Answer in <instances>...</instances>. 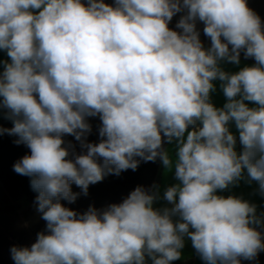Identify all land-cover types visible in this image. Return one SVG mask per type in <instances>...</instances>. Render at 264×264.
<instances>
[{"label": "clouds", "instance_id": "clouds-1", "mask_svg": "<svg viewBox=\"0 0 264 264\" xmlns=\"http://www.w3.org/2000/svg\"><path fill=\"white\" fill-rule=\"evenodd\" d=\"M0 51V115L12 123L0 135L30 150L13 170L46 222L30 247H11L14 264H173L186 240L204 264L264 252V213L219 194L245 181L264 197V20L248 0H0ZM241 54L254 63L226 71ZM157 159L178 181L162 193L138 185L83 213L62 203Z\"/></svg>", "mask_w": 264, "mask_h": 264}, {"label": "trees", "instance_id": "trees-1", "mask_svg": "<svg viewBox=\"0 0 264 264\" xmlns=\"http://www.w3.org/2000/svg\"><path fill=\"white\" fill-rule=\"evenodd\" d=\"M257 0H248V5L262 20H264V9L257 5ZM179 19V14L170 22V27L175 28ZM201 32V40L208 46L210 41L203 35V25L198 24ZM241 59L249 63H254L252 59ZM92 126L91 133L87 136L88 142H98V128L100 120L98 117L88 118ZM11 121L2 118L0 126L11 128ZM66 142H71L75 146V151H81L80 144L73 136H65ZM4 150V151H3ZM237 150L240 145L237 143ZM19 149L13 144L11 139L0 135V264H14L11 258L10 249L12 246H28L35 242L37 233L44 231L46 222L41 219L36 211L34 196L36 193L30 187V178L21 176L14 172L13 161L20 159ZM161 162H141L138 169H131L122 172L119 176L108 175L102 182L90 185L87 196L81 193V189L72 185L73 192L81 193L74 203L67 201L62 203L79 213H83L90 205L96 208H103L111 203L121 202L138 185L150 187L158 184L160 176ZM22 195L29 197L33 204L26 210L21 211L22 207L18 202ZM264 231V229H261ZM185 264V263H184ZM241 264H252V261L242 260Z\"/></svg>", "mask_w": 264, "mask_h": 264}, {"label": "rangeland", "instance_id": "rangeland-1", "mask_svg": "<svg viewBox=\"0 0 264 264\" xmlns=\"http://www.w3.org/2000/svg\"><path fill=\"white\" fill-rule=\"evenodd\" d=\"M106 3H112V0H105ZM257 5L260 8L264 9V0H257ZM2 52V57L0 55V61L7 60L8 57L6 53L3 51ZM12 125V124H11ZM5 137L11 139L13 144L18 147L19 149V155L20 158L23 157L26 154H30V150L23 144L17 145L14 143V141L17 139L15 136H9L8 134L5 133ZM165 147L172 149V145H165ZM4 151V150H3ZM19 160V159H18ZM17 160V161H18ZM16 162V161H15ZM14 161L12 162L13 165L15 163ZM11 165V167H13ZM174 179V171H168L166 172L165 169L163 168L161 164V169H160V176L158 179V184L161 189V193L163 192L164 188L167 186H170L174 183H177ZM0 182V186H1ZM258 185H256L254 182L252 184H248L245 181H241L238 187L231 188L228 191H225L223 193H219L222 195H237V196H243V198L251 201L252 203H255L258 208V213H264V197H262L258 192H257ZM34 201H35V196H34ZM22 207L21 211L26 210L28 207H30L33 202L29 197H26L25 195H22L20 200L18 201ZM165 204L163 200L158 202L155 206L156 207H161ZM204 264V262L199 258L198 254H196L195 250L191 246V242L186 240L185 247L182 250V255L181 259L174 261L173 264ZM150 264V262H149ZM252 264H264V252H260L255 260L252 261Z\"/></svg>", "mask_w": 264, "mask_h": 264}, {"label": "crops", "instance_id": "crops-1", "mask_svg": "<svg viewBox=\"0 0 264 264\" xmlns=\"http://www.w3.org/2000/svg\"><path fill=\"white\" fill-rule=\"evenodd\" d=\"M0 55L2 57V52L0 53ZM251 64H253V63H249V62L241 59L240 65H232V64L225 63L222 66L224 67V69L226 71L235 72V71H238L240 67H243V66H246V65H251ZM212 101L218 107L222 106L224 104V102H225V98H224V96L222 94V91L219 89V82H217V90H216V92L212 93ZM2 118H3V116L0 115V123H1ZM231 130L234 133H236V129H235L234 125L232 126ZM236 134L238 135V133H236Z\"/></svg>", "mask_w": 264, "mask_h": 264}]
</instances>
